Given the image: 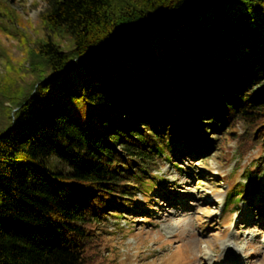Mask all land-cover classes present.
Segmentation results:
<instances>
[{
	"label": "trees",
	"instance_id": "1",
	"mask_svg": "<svg viewBox=\"0 0 264 264\" xmlns=\"http://www.w3.org/2000/svg\"><path fill=\"white\" fill-rule=\"evenodd\" d=\"M44 1L71 45L41 42L45 71L6 94L0 264H104L110 220L160 189L164 160L207 157L238 122L264 150V0Z\"/></svg>",
	"mask_w": 264,
	"mask_h": 264
},
{
	"label": "rangeland",
	"instance_id": "2",
	"mask_svg": "<svg viewBox=\"0 0 264 264\" xmlns=\"http://www.w3.org/2000/svg\"><path fill=\"white\" fill-rule=\"evenodd\" d=\"M46 8L44 0H0L1 124L15 105L6 94L17 96L46 69L41 42L71 45L46 21ZM243 134L240 122L220 134L209 131L215 143L207 157L182 148L164 160L154 172L160 189L139 193L138 204L110 220L116 237L110 236L104 264H264V170L259 182L246 175L264 150L242 149ZM243 188L237 206L224 203L227 193Z\"/></svg>",
	"mask_w": 264,
	"mask_h": 264
},
{
	"label": "water",
	"instance_id": "3",
	"mask_svg": "<svg viewBox=\"0 0 264 264\" xmlns=\"http://www.w3.org/2000/svg\"><path fill=\"white\" fill-rule=\"evenodd\" d=\"M151 26V25H150Z\"/></svg>",
	"mask_w": 264,
	"mask_h": 264
}]
</instances>
